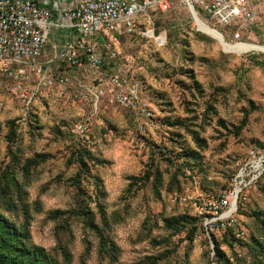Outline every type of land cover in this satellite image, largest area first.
<instances>
[{
    "label": "rangeland",
    "instance_id": "1",
    "mask_svg": "<svg viewBox=\"0 0 264 264\" xmlns=\"http://www.w3.org/2000/svg\"><path fill=\"white\" fill-rule=\"evenodd\" d=\"M246 1L242 29L169 0L100 49L102 82L52 62L68 81L27 103L0 75V217L43 264H264V0Z\"/></svg>",
    "mask_w": 264,
    "mask_h": 264
},
{
    "label": "built area",
    "instance_id": "2",
    "mask_svg": "<svg viewBox=\"0 0 264 264\" xmlns=\"http://www.w3.org/2000/svg\"><path fill=\"white\" fill-rule=\"evenodd\" d=\"M168 2L0 0V75L11 81L12 91L27 103L41 87L63 85L68 81L66 75L50 72L48 64L52 62L59 61L67 66L86 69L94 79L102 82L106 75L103 68L106 62L100 49L113 58L116 54L110 48L111 42L117 36L138 31L143 20L149 21L152 15L166 9ZM180 2L190 11L193 9L196 13H202L221 26L236 25L246 29L257 18V11L246 0ZM149 33L154 38L151 29L142 32L147 37ZM53 35L61 37L62 43H55ZM239 38L240 34L236 31L234 39ZM28 90H32L30 94ZM117 98L121 102L127 100L124 94H118ZM237 191L235 189L231 197L234 209ZM228 201L227 198H221L219 202L208 201V207L216 214L219 208L227 206ZM230 208L231 203L225 211ZM232 213L227 217L220 214L217 219L223 224L221 221L229 219Z\"/></svg>",
    "mask_w": 264,
    "mask_h": 264
},
{
    "label": "trees",
    "instance_id": "3",
    "mask_svg": "<svg viewBox=\"0 0 264 264\" xmlns=\"http://www.w3.org/2000/svg\"><path fill=\"white\" fill-rule=\"evenodd\" d=\"M215 249V256L220 260L223 254L216 244ZM28 259H34L37 264H43L46 260L44 249L25 247L22 244L20 232L15 226L0 217V264H27Z\"/></svg>",
    "mask_w": 264,
    "mask_h": 264
},
{
    "label": "bare ground",
    "instance_id": "4",
    "mask_svg": "<svg viewBox=\"0 0 264 264\" xmlns=\"http://www.w3.org/2000/svg\"><path fill=\"white\" fill-rule=\"evenodd\" d=\"M190 12H191V11H190ZM194 16H195V15H194ZM195 19H196V17H195ZM197 24L199 25L200 28L204 29L207 33L213 35V33H212V31H211V29H210L209 27H207L206 25H204V24H202L201 22H198V21H197ZM146 33H148V31H147ZM147 35H148L149 37H152L150 33L147 34ZM153 36H154V35H153ZM213 36H214V35H213ZM154 37H155V36H154ZM162 37H163V36H161V38H160V37L158 36V38L156 39V41L158 40L159 43H160V39H162ZM233 209H234V201L231 202V208H230V210H229V211H225V212H223V213L221 214L222 217H227L228 214L231 213V212L233 211Z\"/></svg>",
    "mask_w": 264,
    "mask_h": 264
},
{
    "label": "water",
    "instance_id": "5",
    "mask_svg": "<svg viewBox=\"0 0 264 264\" xmlns=\"http://www.w3.org/2000/svg\"><path fill=\"white\" fill-rule=\"evenodd\" d=\"M191 13H195V10L192 9V10H191Z\"/></svg>",
    "mask_w": 264,
    "mask_h": 264
}]
</instances>
